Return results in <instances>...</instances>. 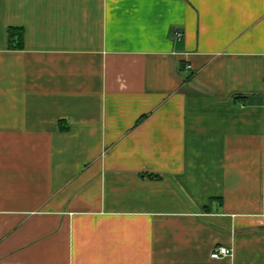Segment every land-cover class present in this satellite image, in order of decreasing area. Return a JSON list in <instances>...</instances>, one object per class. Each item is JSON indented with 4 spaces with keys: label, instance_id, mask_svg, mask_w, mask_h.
Here are the masks:
<instances>
[{
    "label": "crops",
    "instance_id": "0c3cea01",
    "mask_svg": "<svg viewBox=\"0 0 264 264\" xmlns=\"http://www.w3.org/2000/svg\"><path fill=\"white\" fill-rule=\"evenodd\" d=\"M0 264H264V0H0Z\"/></svg>",
    "mask_w": 264,
    "mask_h": 264
},
{
    "label": "built area",
    "instance_id": "2783aa9c",
    "mask_svg": "<svg viewBox=\"0 0 264 264\" xmlns=\"http://www.w3.org/2000/svg\"><path fill=\"white\" fill-rule=\"evenodd\" d=\"M231 253V250L226 247V246H218V247H215L213 249V252L211 254V256L213 258H219L221 256H226V255H229Z\"/></svg>",
    "mask_w": 264,
    "mask_h": 264
},
{
    "label": "trees",
    "instance_id": "16d2710c",
    "mask_svg": "<svg viewBox=\"0 0 264 264\" xmlns=\"http://www.w3.org/2000/svg\"><path fill=\"white\" fill-rule=\"evenodd\" d=\"M14 34H15V33H11V37H13Z\"/></svg>",
    "mask_w": 264,
    "mask_h": 264
}]
</instances>
